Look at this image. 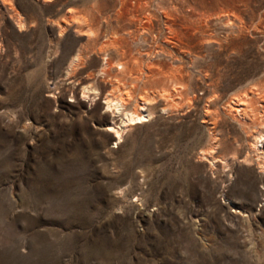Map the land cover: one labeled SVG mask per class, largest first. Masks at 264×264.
I'll return each mask as SVG.
<instances>
[{"label": "rangeland", "instance_id": "obj_1", "mask_svg": "<svg viewBox=\"0 0 264 264\" xmlns=\"http://www.w3.org/2000/svg\"><path fill=\"white\" fill-rule=\"evenodd\" d=\"M263 128L264 0H0V264H264Z\"/></svg>", "mask_w": 264, "mask_h": 264}, {"label": "bare ground", "instance_id": "obj_2", "mask_svg": "<svg viewBox=\"0 0 264 264\" xmlns=\"http://www.w3.org/2000/svg\"><path fill=\"white\" fill-rule=\"evenodd\" d=\"M107 58L108 57L105 54L101 57V67H100L99 73H102V74L104 73L103 68H104V65L107 63ZM109 60H110V58H109ZM121 66L122 65L119 63L116 64V67H118V68H120ZM88 89L89 88H83L81 90V94H82L81 97L82 98H88L90 100V99H93L96 92H95L94 88H90L89 91H88ZM87 92L88 93L91 92V93L88 94ZM240 101L246 102L245 99L237 98V100L235 101V104H237V105L234 107L235 108L234 110L235 111L237 110L236 112H239L240 109L243 110V108H244V107L238 106V102H240ZM104 105L106 106L105 110H108L110 112L111 119H112V116L120 117L119 123H117V121L114 122L115 120L112 119L111 120L112 122L106 126V130L111 132L112 136L117 140L120 138V133H121L120 131L122 129H124L126 126L128 127V125H132V123H136V122H141V121L145 122L144 120L148 119V117L151 115L150 111L148 109V106L146 105V102L144 101V99H139L138 104L136 105L135 108L126 107L125 97H124L123 93L109 94V95L104 96ZM241 112H239V113L241 114ZM263 142H264V131H261V130L258 131L257 130L256 134L252 137V140L249 144V147L251 149L261 153L264 151Z\"/></svg>", "mask_w": 264, "mask_h": 264}]
</instances>
